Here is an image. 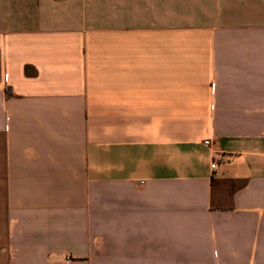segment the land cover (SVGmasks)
Instances as JSON below:
<instances>
[{
	"label": "crops",
	"instance_id": "0c3cea01",
	"mask_svg": "<svg viewBox=\"0 0 264 264\" xmlns=\"http://www.w3.org/2000/svg\"><path fill=\"white\" fill-rule=\"evenodd\" d=\"M0 264H264V0H0Z\"/></svg>",
	"mask_w": 264,
	"mask_h": 264
},
{
	"label": "built area",
	"instance_id": "2783aa9c",
	"mask_svg": "<svg viewBox=\"0 0 264 264\" xmlns=\"http://www.w3.org/2000/svg\"><path fill=\"white\" fill-rule=\"evenodd\" d=\"M215 167H216V164H215V162H213V163L211 164V168L214 169Z\"/></svg>",
	"mask_w": 264,
	"mask_h": 264
}]
</instances>
